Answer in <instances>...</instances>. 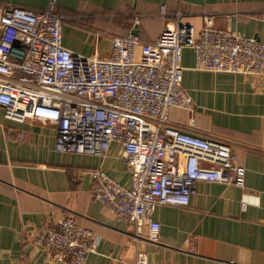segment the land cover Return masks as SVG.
Wrapping results in <instances>:
<instances>
[{
    "label": "crops",
    "instance_id": "1",
    "mask_svg": "<svg viewBox=\"0 0 264 264\" xmlns=\"http://www.w3.org/2000/svg\"><path fill=\"white\" fill-rule=\"evenodd\" d=\"M48 0H0L4 7L41 10ZM64 45L83 56L107 55L111 35L135 33L153 42L163 27L182 21L197 29L227 31L264 43V0H59ZM138 18V22H137ZM192 49L183 51V85L192 110L172 108V124L230 141L245 168L244 189L199 182L188 206L159 205L157 242L144 228L120 219L92 192V172L106 171L130 188L123 148L111 143L106 155L56 149L51 121L20 123L0 107V264H70L53 261L33 242L35 231L75 216L96 243L87 264H264V83L242 74L195 69ZM26 133L25 139L21 138ZM245 204V209L243 205Z\"/></svg>",
    "mask_w": 264,
    "mask_h": 264
},
{
    "label": "built area",
    "instance_id": "2",
    "mask_svg": "<svg viewBox=\"0 0 264 264\" xmlns=\"http://www.w3.org/2000/svg\"><path fill=\"white\" fill-rule=\"evenodd\" d=\"M58 3L48 0L41 10L3 8L0 107L5 117L20 123L53 122L59 152L104 156L111 143H119L131 187L97 169L91 192L120 219L134 224L137 237L146 228L152 242L160 232L153 219L157 206H188L199 182L244 189L245 168L237 163L230 141L176 126L169 112L193 107L183 85L185 49L194 51L196 70L242 74L264 83V43L197 29L179 13L153 42L134 33L111 35L107 55L88 57L64 45ZM93 238L75 216H64L44 223L33 242L53 261L87 264L96 248ZM126 264H148V258L140 253Z\"/></svg>",
    "mask_w": 264,
    "mask_h": 264
},
{
    "label": "rangeland",
    "instance_id": "3",
    "mask_svg": "<svg viewBox=\"0 0 264 264\" xmlns=\"http://www.w3.org/2000/svg\"><path fill=\"white\" fill-rule=\"evenodd\" d=\"M41 121H42V120H41ZM141 254H145V253H141ZM145 255H146V254H145ZM136 259H137V257H136ZM136 259H135V260H136ZM87 261H88V260H87Z\"/></svg>",
    "mask_w": 264,
    "mask_h": 264
},
{
    "label": "bare ground",
    "instance_id": "4",
    "mask_svg": "<svg viewBox=\"0 0 264 264\" xmlns=\"http://www.w3.org/2000/svg\"><path fill=\"white\" fill-rule=\"evenodd\" d=\"M57 139V138H56Z\"/></svg>",
    "mask_w": 264,
    "mask_h": 264
},
{
    "label": "water",
    "instance_id": "5",
    "mask_svg": "<svg viewBox=\"0 0 264 264\" xmlns=\"http://www.w3.org/2000/svg\"><path fill=\"white\" fill-rule=\"evenodd\" d=\"M135 34V33H134Z\"/></svg>",
    "mask_w": 264,
    "mask_h": 264
}]
</instances>
